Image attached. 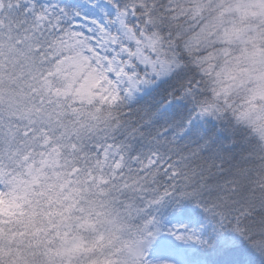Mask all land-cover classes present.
Here are the masks:
<instances>
[{
	"label": "snow or ice",
	"instance_id": "snow-or-ice-1",
	"mask_svg": "<svg viewBox=\"0 0 264 264\" xmlns=\"http://www.w3.org/2000/svg\"><path fill=\"white\" fill-rule=\"evenodd\" d=\"M0 264H264V0H0Z\"/></svg>",
	"mask_w": 264,
	"mask_h": 264
}]
</instances>
